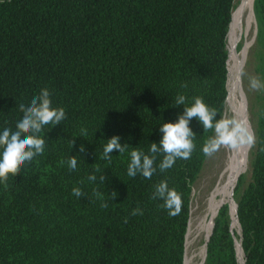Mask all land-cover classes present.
<instances>
[{
	"label": "trees",
	"instance_id": "trees-1",
	"mask_svg": "<svg viewBox=\"0 0 264 264\" xmlns=\"http://www.w3.org/2000/svg\"><path fill=\"white\" fill-rule=\"evenodd\" d=\"M234 1L0 0V132L15 130L19 105L45 88L52 107L66 114L38 134L43 154L25 162L7 186L0 183V264H184L192 183L214 130L193 118L190 159L161 172L157 154L150 179L129 177L127 169L131 152L150 155L161 124L176 122L193 98L223 117ZM253 7L264 48V0ZM180 94L187 101L177 106ZM262 97L250 178L240 191V170L232 187L241 239L226 199L213 218L203 264H241L239 240L244 264H264V89ZM113 136L129 147L107 160L103 150ZM70 156H77L75 170ZM161 181L181 196L177 215L153 199ZM73 188L83 195L75 197ZM137 208L142 214L132 215Z\"/></svg>",
	"mask_w": 264,
	"mask_h": 264
},
{
	"label": "clouds",
	"instance_id": "clouds-1",
	"mask_svg": "<svg viewBox=\"0 0 264 264\" xmlns=\"http://www.w3.org/2000/svg\"><path fill=\"white\" fill-rule=\"evenodd\" d=\"M187 87V85H181ZM250 87L254 90L264 88L258 78L250 79ZM194 102L191 106L183 107V113L177 116L174 123H162L159 131L163 134L157 143H150V155L144 154L143 151L133 150L131 152V161L128 165L127 175L135 177L137 173L143 175L144 178L150 179L156 172L154 163L157 154H163V160L159 164L161 172L173 166L175 161L180 159H190L194 150L193 139L195 134L189 127L190 121L195 118L204 130H214V136L210 138L203 147V152L207 156H211L220 147L235 148L238 144H247L251 147L255 140L253 134L246 125L235 119L219 118L217 112L203 102L202 97L193 98ZM187 98L180 94L176 97L177 106L185 105ZM19 111L23 113V117L17 122L15 130L5 128L0 132V183L6 182L10 176L15 177L19 174L21 167L25 162H31L37 155L44 152L45 139L39 137V133L47 125L52 127L59 125L66 119L65 110L63 108H53L51 105L50 93L47 88L42 89L40 93L34 96L28 106L19 105ZM83 134V130H82ZM120 137L113 136L107 140V144L103 150V158L110 160L112 157L109 153L114 150L123 153L129 146L119 143ZM71 148L74 146V139L69 140ZM83 146L79 147V152L83 153ZM77 156H70L68 166L71 170L77 168ZM89 181H96L95 175L88 177ZM105 177L100 175L99 183L103 184ZM72 194L80 198L83 193L79 188H73ZM112 196H116L114 192ZM153 199H161L163 206L170 210L171 215H177L181 209V196L174 189L168 187L167 181H161L155 186ZM102 207H107L103 204ZM132 215L142 214L139 208L133 210Z\"/></svg>",
	"mask_w": 264,
	"mask_h": 264
},
{
	"label": "rangeland",
	"instance_id": "rangeland-1",
	"mask_svg": "<svg viewBox=\"0 0 264 264\" xmlns=\"http://www.w3.org/2000/svg\"><path fill=\"white\" fill-rule=\"evenodd\" d=\"M253 2L254 0L251 1V7H252V13H253L252 19H254V24L252 25V28L250 31L252 42L246 51V55H247L246 59L239 69V77H240V82H241V94H242V98L244 101L243 105H244V108L246 109L247 116L249 119L248 129L252 134H254V129L258 121L257 117H258V113H259V110L263 102L262 96H263V89H264V88H261L258 90H254L250 87V79L254 77L258 78L262 83H264V48H263V45L257 39V35H258L257 31L259 28L258 16L256 15V13H254ZM239 4H240L239 0L234 1L233 12H232L233 18L236 14L235 12ZM238 34H239L238 37L234 40V42L230 46L231 49L229 48L233 54H238L242 50L243 45H244V41H245L244 34L242 32H239ZM227 53H228V35H227ZM229 59H230V56H229ZM222 118L231 119V114L229 112L227 105L225 106V110H224V114ZM244 147H245L244 156H243L244 163L240 169L242 170L240 191H242L247 186L248 184L247 182L249 181V178H250L247 161L251 153V147H249L247 144ZM224 154H225V149H224V146H222L217 151H215L211 156L206 155L204 162H203L204 164L202 166V169L198 177L196 178V180L192 183V190H191L190 203H189L190 205L189 220L190 218H193L195 221L198 218H201L200 216H204V211H205L204 202H205L206 196L211 190V188L215 185L213 183L214 181L211 182V179L213 178V176L211 178V175L215 172L217 173V169H218L217 166L221 163L220 161L224 157ZM239 172L236 174V176L239 174ZM234 181H233V184H234ZM231 192L227 196L226 199L228 200L226 202L228 203L230 202L231 204V216L233 220V215H234V210H235L234 203H236V197L234 195V192L232 191V188H231ZM185 243H186V237H185ZM204 243L205 241L203 238H197L193 236L190 238L189 245L187 248L185 245V248L187 249V250L185 249L186 250L185 254L187 253L188 256L192 258V262L194 264H198V263L200 264L203 261L202 259L203 252L201 251V249L203 250ZM204 252H205V249H204ZM238 259H239V262H241L242 253H241L240 247H238Z\"/></svg>",
	"mask_w": 264,
	"mask_h": 264
},
{
	"label": "bare ground",
	"instance_id": "bare-ground-1",
	"mask_svg": "<svg viewBox=\"0 0 264 264\" xmlns=\"http://www.w3.org/2000/svg\"><path fill=\"white\" fill-rule=\"evenodd\" d=\"M251 1L252 0H239L240 4L236 9V14L227 33L230 69L229 76H227L229 77V90L226 105L231 114V119H235L238 122L246 125L247 128L249 119L246 109L243 105L244 101L241 94L239 69L246 59V51L252 42L250 31L252 25L254 24V19H252L253 13ZM239 32H242L244 34V45L242 50L238 54H233L230 50V46L238 37ZM245 145L246 144H238L235 148L224 147L225 154L220 161L221 163L217 166V173L215 172L211 175V178L213 176L211 182L214 181L213 183L215 185L211 188L206 196L204 202V216H200L201 218L197 217L198 219L195 221L193 218H190V220L188 221L189 223L187 225L188 229L186 233L185 243L186 248L189 245L190 238L193 236L197 238H203L206 242V239L212 229L213 218L216 216L218 209L221 207V204L230 194L236 174L239 172L244 163L243 156ZM204 249L205 248H203V250L201 249V251L203 252L202 259L204 258ZM184 264H194L192 262V258L189 257L187 253L185 254Z\"/></svg>",
	"mask_w": 264,
	"mask_h": 264
},
{
	"label": "water",
	"instance_id": "water-1",
	"mask_svg": "<svg viewBox=\"0 0 264 264\" xmlns=\"http://www.w3.org/2000/svg\"><path fill=\"white\" fill-rule=\"evenodd\" d=\"M231 18H232V16H231ZM230 23H231V20H230ZM230 23H229V26H230ZM228 28H229V27H228ZM233 192H234V189H233ZM234 204H235V218H236L237 204H236V203H234ZM230 216H231V215H230ZM236 222H237V226H239V233H238V236H239L240 239H241V227H240V225H238L237 218H236ZM212 228H213V226H212ZM211 230H212V229H211ZM210 234H211V231H210ZM210 234H209V236H210ZM209 236L207 237L206 242H207ZM206 242L204 243V246H203L204 248H205V246H206ZM234 243H235V241H234ZM235 247H236V246H235ZM239 247H241V245H240V240H239ZM236 251H237V247H236ZM241 251H242V262H241V264H244L242 247H241ZM205 257H206V248H205V254H204V258H203L202 264H203L204 261H205ZM184 260H185V258H184Z\"/></svg>",
	"mask_w": 264,
	"mask_h": 264
}]
</instances>
